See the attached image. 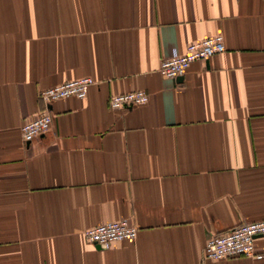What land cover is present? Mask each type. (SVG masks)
Wrapping results in <instances>:
<instances>
[{"label":"crops","instance_id":"crops-1","mask_svg":"<svg viewBox=\"0 0 264 264\" xmlns=\"http://www.w3.org/2000/svg\"><path fill=\"white\" fill-rule=\"evenodd\" d=\"M221 35L175 81L163 59ZM54 102L25 144L41 91ZM147 104L112 112L111 97ZM127 220L134 241L84 233ZM264 223V0H0V264H264L209 260L210 237ZM254 251L264 253V235Z\"/></svg>","mask_w":264,"mask_h":264},{"label":"built area","instance_id":"built-area-1","mask_svg":"<svg viewBox=\"0 0 264 264\" xmlns=\"http://www.w3.org/2000/svg\"><path fill=\"white\" fill-rule=\"evenodd\" d=\"M224 51V40L221 35L209 37L188 45L183 55H173L163 59L158 73L167 80L175 81L184 76L192 63L208 61ZM92 84L89 78H84L41 91L38 99L44 106L43 111L35 120L21 128L23 142L29 144L49 131L52 121L49 108L54 102L70 97L83 100ZM148 99V95L143 91L119 94L109 99L108 107L112 112H118L125 108L145 105ZM263 235V222L244 223L227 233L210 237L204 249V257L216 261L240 257L262 260L264 253H255L254 240ZM136 236L137 228L127 220L102 224L84 233L86 241L101 249H109L113 244L121 241H134Z\"/></svg>","mask_w":264,"mask_h":264},{"label":"water","instance_id":"water-1","mask_svg":"<svg viewBox=\"0 0 264 264\" xmlns=\"http://www.w3.org/2000/svg\"><path fill=\"white\" fill-rule=\"evenodd\" d=\"M180 79V78H179Z\"/></svg>","mask_w":264,"mask_h":264}]
</instances>
